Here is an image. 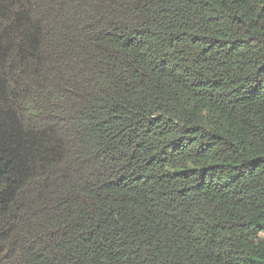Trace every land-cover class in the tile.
I'll return each mask as SVG.
<instances>
[{"label":"trees","instance_id":"16d2710c","mask_svg":"<svg viewBox=\"0 0 264 264\" xmlns=\"http://www.w3.org/2000/svg\"><path fill=\"white\" fill-rule=\"evenodd\" d=\"M0 264H264V0H0Z\"/></svg>","mask_w":264,"mask_h":264}]
</instances>
